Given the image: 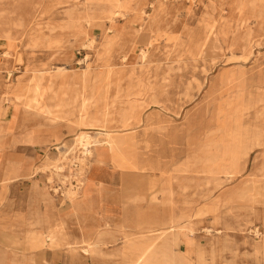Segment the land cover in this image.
I'll return each instance as SVG.
<instances>
[{"label": "rangeland", "instance_id": "1", "mask_svg": "<svg viewBox=\"0 0 264 264\" xmlns=\"http://www.w3.org/2000/svg\"><path fill=\"white\" fill-rule=\"evenodd\" d=\"M154 1H134L126 15L122 11L110 15V19L113 18L112 21L109 19L103 22L104 20L96 19L89 24L83 23L85 28L91 30L90 36L95 40L100 38L104 30L109 35L115 31L121 32L122 39L125 40L123 43L133 47L135 56L142 51L141 49L146 48L148 59L142 65H139L135 58L133 62L137 64L121 62L119 66L114 67L112 74L116 76L113 79L121 80L119 85L117 83L111 85L74 83L70 90L85 95L94 92L101 97L98 106H103L105 103L115 108L124 106L130 98H133L126 96L124 91L119 92L130 82L136 84V89L149 91L139 98L144 104L139 109L140 121L131 120L132 125L117 127L116 130L121 135L133 134L134 132L131 133V131L135 130L137 138L134 145L138 150L135 156L144 159L154 153L159 156L160 160L163 156L167 159L165 160L167 165H170L168 179L172 181L180 176L181 180L186 183L184 195L180 194V197L176 187H170L171 195L168 202L170 216L180 220L178 210L185 209L184 214L189 216V219L185 218V220L195 223L196 229L192 235L200 242V246L208 247L209 239L205 232L206 228L212 225V216L207 212L209 203L219 201V213H224V218L229 223H235L237 219H240L239 216L245 217V213L258 211L256 208L259 204L264 207V190L258 193L259 187L261 185L264 187V180L257 178L264 175V169L260 168L264 164V158H256L262 148L254 149L245 162V168L243 165L240 169L241 173L224 183L206 172L209 165L205 161L206 157L212 154L208 147L209 142L216 144L220 139L210 141L217 136L214 132L226 129L215 130L219 123L216 119V107L221 94L211 92L213 84L222 74L223 82L226 79H232V101L231 103L224 102L231 106L239 102L243 104L251 101L255 88L264 85V0H255L254 6L250 5V8H244L243 4L241 5V2L245 0H162L167 5L166 14L161 15L156 20L153 30L151 27V31H148L145 28L151 26L152 22L140 12L143 10L148 14L153 13ZM108 4L112 5L88 0H0V126L4 128L5 121L11 114H14L16 101H19V112L25 117V106L23 105L33 97L34 92L33 82L29 81L33 68L42 65L48 68L68 65L70 73L86 69L87 62L91 56L95 55L94 50L86 45L74 44L73 36H68L63 40L64 31L61 26L67 23L70 13L77 15L82 13L85 16L86 13L99 14L103 8L110 9ZM111 12L114 10L112 9ZM211 26L218 34V49L211 47L208 36ZM5 34L12 36L6 38ZM57 38H60L59 43ZM7 44H9V49ZM6 51H9V55L5 57ZM119 51L120 49H117L113 53L114 58L118 56ZM241 53L245 56L237 57ZM26 69L28 72L22 75ZM70 73L68 76L71 75ZM102 73H107V69L104 68ZM226 73H233L236 77L226 76ZM259 74L263 79L258 83ZM18 78L26 88V96L24 98L21 96L23 99L20 100H16L14 94L4 95L5 85L13 83ZM248 91H252V94ZM226 92V90L223 91L224 94ZM156 93L162 96L170 95L171 99L165 106L156 107L152 102L147 105V102L151 101V95ZM96 97L92 96L91 99ZM48 103L53 104L54 102L50 100ZM98 106L91 104L90 114L100 109ZM72 109V117H78L80 113L75 108ZM253 113V109L249 110L247 117H242L239 121L232 119L228 123L233 127L243 124L253 126L256 122ZM36 119L39 122L37 124L44 121L43 118ZM114 119V123L117 124L119 115ZM32 120L28 125H34ZM59 124L63 126L70 124L73 130L49 147H36V153L40 155L41 160L34 170V175L37 173L35 177L41 178L43 184L48 185L53 193H55L53 184L62 180V176L57 173L60 157L54 147L74 143L77 139L79 141L81 139L79 133L85 131V127L77 124V121L73 124L61 121ZM190 131H193L191 136H187ZM230 132L229 130V134ZM4 133L2 131V135ZM92 135L95 136V134ZM199 142L202 146L197 152ZM83 144H86V140ZM80 145L82 146V143ZM198 154H200V159L196 162L195 156ZM91 157L83 161L86 166L84 179L92 166ZM178 161H181V166L178 168H184V170L181 169L183 171L174 169ZM130 167L133 168H125L128 171L137 170L135 166ZM138 176L146 177L148 174ZM153 190L154 187L151 186V191ZM248 190L249 195L247 196H240L236 193ZM63 194L64 198L69 201H74L78 197L75 191L68 190ZM227 195L231 197H226ZM179 198L183 201H179ZM255 220L256 222L249 226L246 233L235 230L228 233L232 237L233 252L236 251V253L225 252L224 261L221 264L252 263V260L246 256V251L250 249V246L247 243L248 239L245 240V238L259 239L258 234L262 231V226L258 223V219ZM206 260L207 264H210L209 255H206Z\"/></svg>", "mask_w": 264, "mask_h": 264}, {"label": "crops", "instance_id": "2", "mask_svg": "<svg viewBox=\"0 0 264 264\" xmlns=\"http://www.w3.org/2000/svg\"><path fill=\"white\" fill-rule=\"evenodd\" d=\"M134 1L137 0L126 1L130 9ZM103 2L109 3L105 0ZM156 2L157 0L154 1ZM242 4L245 7V3L241 2ZM102 10L110 11L111 7ZM103 22H106V19ZM109 36L108 53L113 57L117 49L121 51L125 40L118 31ZM7 47L9 49V44ZM140 53L135 56L132 47L129 53L131 60L138 58ZM85 67L86 69L80 72L70 73V70L68 71L71 74L70 82L64 98L67 108L55 110V114L62 119L53 120L46 114L26 110H24L25 117H23L19 112V106H14V114H11L5 121L4 128L0 126V264H130L136 253L135 250L150 244L149 239L142 241L140 234L145 232L151 235V231L157 229L170 230L171 241L157 243V248H154L153 255L149 259L150 264H164V259L158 252L164 248L177 251L175 264H185L186 259L192 261L193 264H197V259L198 264H207L206 255L210 256V264H217V261L212 258L214 249H223L221 262L224 261L225 252L236 253V251L233 252L231 246L232 237L228 234L230 231L246 233L249 226L256 222L255 219H258V223L262 226V231L259 233H264V207L262 205L259 204L256 208L258 211L253 210L254 213H245L247 219L239 216L240 219H237L235 223H229L225 220L224 213H219L218 203L220 202L214 201L209 203L207 208V212L212 216V225L206 228L205 232L209 239L208 247L200 246V242L192 235L196 229L195 223L185 220V218L189 219V216L184 214L185 209L178 210L180 220L170 216L168 204L171 195L170 187H176L180 197L184 195L186 183L181 180L180 176L172 181L168 179L170 165H167L165 161L167 159L163 156L161 160L154 153L144 159L135 156L138 154L137 147L134 145L137 138L135 130H128L131 133L134 132L130 135L119 133L121 137L117 142L120 154L117 151L115 154L107 143L97 146L92 158V166L86 173L82 189L77 193L78 197L74 201L67 200L64 195L53 193L48 185L43 184L41 178H36L37 173L34 175V170L41 160L40 155L36 153V147H49L68 135L73 127L70 124L63 126L59 122L66 121L73 124L77 121L82 115L79 108L84 101L88 105L98 106L100 104L101 97L94 92L85 95L70 90L74 83H101L103 85L117 83L119 85L121 81L118 78L113 79L116 75H113L112 71L116 66L111 67L110 71H108V66L101 63L92 67L86 64ZM104 68L107 69L105 74L102 73ZM220 77L211 88L212 93L215 91L221 94L217 105L223 100L228 101L233 98L232 79H226L223 82ZM135 85L130 82L127 87L122 88L123 90H119L121 93L124 91L126 96L133 97L124 106L115 108L104 103L103 106H98L100 109L94 114L89 113L94 120H100L102 116L99 112L105 108L106 117L103 118L104 125H106L105 131L118 133L117 127L130 126L133 124L131 120L140 121L139 109L144 104L139 98L149 91L136 89ZM23 87L25 88L24 85ZM224 90L227 91L225 94ZM22 96L23 98L26 96L25 91ZM92 96L97 97L91 99ZM151 96V101H148L147 105L152 102L156 107L165 106L171 99L170 95L162 96L159 93ZM50 100L54 102L52 105L56 103L54 99ZM72 108L80 113L78 117H72ZM117 115H119V121L116 124L114 118ZM63 116L67 117L63 118ZM36 118H43L44 121L37 124L39 122ZM31 119L34 123L32 126L28 125ZM231 120L228 122L230 123ZM43 122L56 123L47 127L41 125ZM229 126L231 129L234 128L232 124ZM84 129L85 131L79 133L81 140L83 132L93 131L88 128ZM229 130L227 126L225 130L214 132L217 136L210 141L221 137L230 138L228 137ZM2 131L5 132L4 135ZM192 132L187 133V136H191ZM197 146V152H199L202 145L199 142ZM156 153L158 154L157 151ZM195 158L198 162L200 154ZM207 159L208 157L205 161L210 168L206 172L216 176L222 183L241 173H233L232 161L226 159L225 163L217 164ZM246 160L241 163L244 164V168ZM180 162L178 161L174 169L184 170V168H178L181 166ZM130 166H135L137 170H126L125 167L133 168ZM147 174L146 177L138 176ZM151 186L154 187L153 191H151ZM247 192L236 193L240 196H247ZM179 201L183 199L179 198ZM247 239L250 249L246 251V256L252 260L250 264H255V258L252 255L254 240L245 238Z\"/></svg>", "mask_w": 264, "mask_h": 264}, {"label": "bare ground", "instance_id": "3", "mask_svg": "<svg viewBox=\"0 0 264 264\" xmlns=\"http://www.w3.org/2000/svg\"><path fill=\"white\" fill-rule=\"evenodd\" d=\"M88 1L95 2V3L103 2V0H88ZM105 1L112 4V5H110V7H111L110 11L102 10L103 12L101 11V13H99V14H94L95 12L86 13L87 14L86 16H85V14H82V13L78 14V15L74 14V13H70L68 15L67 23L65 25L61 26V29H62V31H64V35L62 37L63 40L65 38H67L68 36H73L75 39L74 44H78L80 46L86 45V47L91 48V50L92 49L94 50L95 55L93 54L94 56H91V59L87 62L88 67H92V66H95V65H98L99 63H101V64L108 66V71H110L111 67L119 66V63H121V62L122 63H128V62L132 63L133 62V60H131L130 55H129L131 47L127 46V44L125 43L122 45L121 51L118 53V56L116 58L111 57L108 53V49H109V47H108L109 41L108 40L110 39L109 33L104 30L99 39H97V40L92 39L90 36L91 30L85 28V26H84L85 24L83 25V23L89 24L96 19L109 20L110 19L109 16L112 14H115L117 11H120V12L122 11L126 15L127 12L130 10V8H129L128 4L126 3L127 0H105ZM244 3H245L244 4L245 7L250 8V5H252V7L254 6L255 0H245ZM112 9L114 10V12H111ZM166 9H167V5L162 0H157V2L154 5V8H153V13L148 14L146 11L141 10L140 13L142 14V16L146 17L147 19H149L152 22L151 26L148 24L149 26L147 28H145V30L151 31V27L153 30V27H154V24L156 23V20L159 19V17L165 13ZM99 15H101V16H99ZM106 15H107V17H106ZM112 19H110V21H112ZM125 21H127V20H125ZM241 22L243 23V21H241ZM243 27H245V26H243ZM233 33H234V31H233ZM11 36H12L11 34H5L6 38H9ZM208 36H209V40L211 41V47L213 49H218L219 48L218 34L215 32V29H213V26H211L210 33ZM179 38H180V35H179ZM85 39H87V40H85ZM56 40H58L57 41L58 43L60 42V38H57ZM148 44H150V43H148ZM10 45H12V44H10ZM236 46H237V44H236ZM254 46H255V44H254ZM232 52H234V51H232ZM31 54H33V53H31ZM7 55H9V51H6L4 54L5 57ZM233 55L236 56L235 54H233ZM19 56H21V55H19ZM243 56H245V55L242 53L240 55L239 54L237 55V57H243ZM147 59H148V51L146 48H143L141 53H140V56L137 58L138 61L137 60L136 61H137V63H139V65L140 64L142 65V63L144 64ZM45 63H43V64H45ZM137 63H135V64H137ZM67 66L61 65V66H57L56 68H48V67L42 65V66H38V67H35L32 69V75H31L29 81L33 82V85H34L33 86V89H34L33 94L34 95L32 98H30L29 101H27L25 103V105H23V106H25L24 110L30 111V112L34 111L37 113L46 114L49 117H52L53 120H58L59 118L62 119V117L57 116L55 114V110L58 108H60V109H66L67 108V105H66L65 100H64V98L67 94L66 88L69 86V82H70V77L68 76V71L70 70V68ZM26 72H28V69L23 71L22 75H24ZM227 75H232V76H234V78L236 77L233 73H226V76ZM221 77H223V74ZM108 79H109V73L107 74V81H108ZM262 79L263 78L261 77V74H259V77L257 78L258 83ZM263 81H264V79H263ZM20 86H22V87H20ZM252 89L254 90V88H252ZM252 89H250V90H252ZM5 90H6V92L4 95H7L9 93L14 94L15 99L20 100L21 96L23 94V91H26V88L23 87L22 81L19 80V78H18V80H15L13 83L7 84ZM27 91H28V88H27ZM248 92H250V91H248ZM245 95L248 96V94H245ZM248 97H250V96H248ZM5 98H6V96H5ZM50 99H54L56 101V103L54 105L49 104L48 101ZM251 99H249L251 101L244 102L243 104H241L239 102L238 104H235V105L233 104V106L227 105V103H224V102H230L231 103L232 99H230V100L228 99V101L224 100V101L220 102V104L218 105V111L216 112L217 113L216 119L219 121L218 128H216V129L218 130L220 128L219 130H221V128H226L228 126V128L231 131L229 136H228L230 138H220L219 140H217L216 144L209 142V145H208L212 154L210 156H208L207 160L213 161L217 164L225 163L226 159H227V161H232V164L234 167V170H233L234 174L240 173L239 171H241L240 169H242V166L244 165L241 163H243V161L245 159H248L249 154L252 151H254V149L263 148V150L258 152L259 155L256 158L257 159L262 158V157L264 158V85L263 86H257L255 88L254 93L251 95ZM18 103H19V101L15 102V107L18 106ZM89 109H90V105H88L87 102L84 101L79 108V111L81 112L82 115L78 118V120L76 119L77 124H79L85 128L93 130V132L88 131V132L82 133V140H84V141L86 140V147H91V148H89V151H88L89 155L94 157V152L96 151L97 146L100 144H106V143L115 152V154H117L116 151L120 152V150H119L120 147H119V144L117 141H118V139H120L119 137H121V135L119 133H115V132L114 133L113 132H107V131H105L106 129H104V128H106V125H104V121H103V118L106 117L105 108L103 111L99 112L102 116V119H100V120H94V118L89 114L90 113ZM252 109L254 112L253 116H254V119L256 121V122H254L253 126H247V124H243L241 126H236V127L234 126V128H232V129L230 128L228 121H230L231 119H233L235 121H239L242 117H245V116L247 117L248 111L252 110ZM65 114H67V113H65ZM66 117L67 116H63V118H66ZM54 123H56V122H54ZM54 123L53 122L52 123L43 122L41 125L42 126H45V125L51 126ZM92 134H95V136H93ZM213 149H215L214 150L215 152H213ZM92 157H91V161H92ZM208 168H210V167H208ZM213 168H214V166H213ZM260 168L264 169V164ZM257 178H259L261 181H263L264 175L257 177ZM256 181H258V180H256ZM263 183H264V181H263ZM259 188H260V191L264 190L263 186H260ZM260 191H258V193H260ZM247 195H249V190L247 192ZM254 234H255V232H254ZM256 234H258V233H256ZM170 235H171L170 230L167 231L164 229H157V230L151 231V235H147V234H145V232L141 233L140 237L143 238L142 241L149 239L150 244H148L144 248L135 250L136 253L134 254V256H133L134 258L130 264H150L149 259L153 255V251H154V248L156 247L157 243L160 241H164V242L171 241V238H169ZM149 236H151V237H149ZM258 236H259L258 237L259 239L258 240L254 239V242H253V253H252V255L255 258V264H264V233H262V234L259 233ZM222 241H224V240H222ZM217 244H218V242H217ZM223 244H224V242H223ZM158 252L160 253V256L163 257L164 264H175L176 263L175 259L177 257V251H175L174 249L164 248V249L159 250ZM222 252H223L222 248L214 249L212 251V258H214L217 261V264H221ZM161 261H162V259H161ZM185 264H193V262L186 259Z\"/></svg>", "mask_w": 264, "mask_h": 264}, {"label": "built area", "instance_id": "4", "mask_svg": "<svg viewBox=\"0 0 264 264\" xmlns=\"http://www.w3.org/2000/svg\"><path fill=\"white\" fill-rule=\"evenodd\" d=\"M77 140L74 143L60 144L54 147L60 157L57 173L62 176L61 181L53 184V190L57 194L64 195L63 192L68 190L78 193L82 189L84 169H86L83 161L90 156L88 151L91 147H86V144H83L84 140Z\"/></svg>", "mask_w": 264, "mask_h": 264}]
</instances>
